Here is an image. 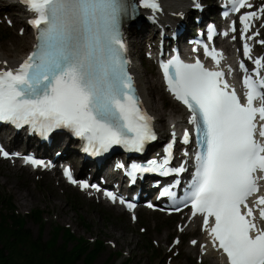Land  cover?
<instances>
[{"label": "snow or ice", "instance_id": "snow-or-ice-1", "mask_svg": "<svg viewBox=\"0 0 264 264\" xmlns=\"http://www.w3.org/2000/svg\"><path fill=\"white\" fill-rule=\"evenodd\" d=\"M24 2L34 13L30 23L38 31V44L18 68H8L5 61V68L0 69V121L18 127L29 125L41 136L68 129L84 140L85 150L94 155L115 145L139 153L145 142L155 140L151 118L141 109L126 70L120 19L121 13L130 14L137 3L158 11L159 0ZM231 3L237 12L251 7L249 0ZM259 13L264 14V8ZM257 17V12L242 16L245 34L251 27L249 21ZM206 55L219 66L222 53L212 49L206 50ZM244 55L252 59L247 42ZM254 64L258 79L247 75L248 69L240 64L246 73V103H241L234 89L229 90L222 70H209L199 59L185 63L175 58L162 64L168 88L190 111L189 123L202 147L183 203L191 204L194 216L204 217V229L229 264H264V228L256 222V212L264 220V195L257 196L254 206L248 204L260 191L259 181L264 180V175H257L264 173V142L256 138L257 134L264 138V124L257 123L258 119L264 121V77L260 76L264 58ZM183 142H189L187 131ZM170 163L169 147L161 160L149 161L148 166L132 163L130 174L185 171L183 165L169 168ZM65 174L76 183L70 170ZM166 194L172 195L170 190ZM210 218H214L211 226Z\"/></svg>", "mask_w": 264, "mask_h": 264}, {"label": "rangeland", "instance_id": "rangeland-1", "mask_svg": "<svg viewBox=\"0 0 264 264\" xmlns=\"http://www.w3.org/2000/svg\"><path fill=\"white\" fill-rule=\"evenodd\" d=\"M6 1L13 2V0ZM189 1L196 6L194 9L196 13L201 8L204 10L207 7H212L205 20L217 17L219 8L215 9L216 0ZM9 5H5L0 0V53L14 56L16 55L14 39L22 37L26 28L22 27L21 23H14L13 17L9 13L12 11L19 13V8L17 6L9 7ZM261 8H264V0L255 1L250 9L252 12H259ZM196 13L192 17L193 26L188 32L191 35H196L195 29L198 27L195 21L199 15ZM259 15L260 19L254 24L255 30L259 29L255 45L258 54L264 56V43H261L264 41V14ZM140 23L141 25L136 29L142 36L141 38L136 36L133 39L135 46V43L144 39L146 33H143L148 29L147 23L144 21ZM180 28L174 26L171 33L175 34ZM234 40H241L238 34L234 35ZM186 41L187 39H184L181 43L183 48L186 46ZM151 46V43L145 45L141 57H133V64L142 70L146 67L149 68L151 73L146 76L149 82L154 79L159 80L168 102L167 112L169 113L172 110L170 104L177 108L181 106L168 95L161 83L155 62L145 56V52ZM29 51L31 49L17 54H26ZM19 145L13 149L24 151V144L20 143ZM79 163L80 158L75 161V166L78 167ZM10 166L11 162L5 160L0 153V192H6L14 198L18 211L22 215L28 216L36 209L44 212V239L46 241L53 238L55 225L70 228L77 238H85L91 242L96 239L103 240L106 244L105 249L92 264H106L109 260H112L113 264H123L125 261H130V264H202L204 261L195 251L189 252L187 249L190 242L200 238L199 231L195 233L187 231L184 234L179 232V227L186 224L188 219L182 214L165 215L143 208L138 213V220L134 222L131 220V216L124 213L120 207L114 209L106 206L91 197L90 192H82L78 187L68 185L64 179L61 180L60 173L30 172L28 169L25 172H16ZM18 166H20V161ZM25 192L30 194L29 198L35 195L36 201H27L24 197ZM198 224L197 222V230ZM27 227L35 236H38L40 226L36 223L35 217L28 221ZM177 240L179 243H176ZM70 245L72 246L74 243ZM120 254L123 255L121 258ZM79 264L84 263L81 261Z\"/></svg>", "mask_w": 264, "mask_h": 264}, {"label": "bare ground", "instance_id": "bare-ground-1", "mask_svg": "<svg viewBox=\"0 0 264 264\" xmlns=\"http://www.w3.org/2000/svg\"><path fill=\"white\" fill-rule=\"evenodd\" d=\"M5 5L10 6H17L19 8V13L16 11H12L9 13V15H12L13 21L15 24L21 23L25 27V33L22 37L14 39L15 47L14 51L16 55L11 56L7 54L0 53V69L5 68L4 62L7 61V67H17L19 61L22 57H24L26 54H17V53H23L27 49H33L34 45V39H35V32L32 30V28L29 25V20L34 18V15L31 14L27 7L22 5L20 3L21 0H13V2H8L6 0H2ZM221 0H216V8H220L219 3ZM195 5L192 4L189 0H159V10H147L140 15L139 21H144L148 24V29L143 33L146 35L144 36V39L140 40L139 42L135 43L134 45L133 39L137 36V38H141L142 34L139 33L136 29V25L128 26L126 28V37H128V55L130 57H141L143 53V48L145 45H148V43H151L152 47L148 48V51H152V54H156L160 51V44L163 40V45L167 50H172L175 47H178L184 39L188 35H190L189 30L193 26L192 17L196 13ZM212 7L205 8L202 12H197L196 14L199 15V18L205 19L206 15L211 12ZM251 12L252 10H248ZM258 13V17L255 19L254 23L260 19V13ZM175 27H181L178 29L184 30V34L180 37L177 36V34H172L171 31H173V28ZM243 27H241L242 29ZM259 29H256L252 35L255 40L254 33H258ZM141 32V31H140ZM163 38H161L162 36ZM197 35V34H196ZM140 36V37H139ZM257 36V34H256ZM160 37V39H159ZM190 37V36H189ZM33 39V41H32ZM259 39V38H258ZM219 45L221 46L222 50L225 51L226 55V66L230 71V75L232 77V80L235 85L239 86L240 81L239 77L237 76V70H236V59L238 57H242V42L235 41L234 35H228L220 41ZM159 48V49H158ZM239 49L240 51H238ZM146 54V52H145ZM147 55V54H146ZM149 60H153L151 57H149ZM133 76L135 77L140 94L143 99V110L148 114V116L151 118V126L153 127V132L156 135V139L158 142H162L164 140H176V134L178 133L179 129L183 126H186L189 124L190 119V113L187 111V109L184 107V105L178 101L176 98L171 96L172 100L177 102L181 107L177 108L174 105L170 104V107H172V110L168 113V102L165 99L164 91L160 85V82L158 79H154L152 81H148L146 79V76L148 73H151L148 67H146L144 70L137 68L131 64L130 67ZM161 80V79H160ZM168 92V91H167ZM7 129H10V127H7ZM53 136H51V139ZM0 139L7 141L8 145L10 147L18 146L21 142L23 144H27L28 147L34 148L37 151H41L42 153H45L47 155H54V153H61V158L69 159L74 165L75 161L79 159L77 156L76 147L77 144L65 140L62 138L54 139L51 145L42 144L38 146L37 140L33 137H27L24 134H18L14 135L9 130H0ZM157 143V142H156ZM165 143L162 145L164 146ZM20 146V145H19ZM21 148V146H20ZM19 154L22 153V151L17 150ZM116 158V157H114ZM21 159H13L11 160V169L14 171H21L25 172L27 167L20 164L18 166V163ZM180 161L183 160V158L179 159ZM187 163H190V160H186ZM82 169L86 168L90 171V173H93V177L96 179L97 184H103L107 186H113L115 190L118 189L119 193H123L128 197L133 196L136 194L140 189V196L142 201H144L147 198L153 197L154 193L156 191V188L148 189L145 188V184L137 185L135 187L129 188L125 182L124 176L122 175L119 167L117 165L107 162L104 166L98 168L95 167V164L93 165H81ZM53 172V171H52ZM47 172V173H52ZM55 173V172H54ZM90 173L86 174L83 171H80L78 173L79 177L81 178V181L88 180L87 176L90 175ZM56 174V173H55ZM62 180V178H61ZM159 180L158 178L156 179ZM149 182H146V185ZM82 192L80 187H78ZM105 190V189H104ZM119 194V196L121 195ZM91 197H94L98 202L103 204V201L100 196L96 192L91 193ZM24 197L29 202H35V195L30 197V194L25 192ZM100 198V199H99ZM114 209H117L118 206H112ZM197 220L190 221L187 219V223L183 224L179 227V232L181 234L188 232L195 233L196 231H199L200 238L197 240H194L196 243L194 244L193 241L188 244V251L193 252L195 251L196 254L202 258L204 261L202 264H225L220 256V253L218 252L216 246H214L212 239L210 235L206 232V230L201 228L200 223L198 224V230L196 228ZM181 228L183 229L181 231ZM119 240V238H116V240Z\"/></svg>", "mask_w": 264, "mask_h": 264}, {"label": "trees", "instance_id": "trees-1", "mask_svg": "<svg viewBox=\"0 0 264 264\" xmlns=\"http://www.w3.org/2000/svg\"><path fill=\"white\" fill-rule=\"evenodd\" d=\"M0 213V264H92L105 249L103 240L77 238L70 228L60 225L53 227V238L46 241L44 212L36 209L28 216L22 215L6 192H0ZM32 217L40 226L38 236L27 227ZM106 264H113L112 260Z\"/></svg>", "mask_w": 264, "mask_h": 264}, {"label": "water", "instance_id": "water-1", "mask_svg": "<svg viewBox=\"0 0 264 264\" xmlns=\"http://www.w3.org/2000/svg\"><path fill=\"white\" fill-rule=\"evenodd\" d=\"M136 10H137V12H138V10H139L138 7L136 8ZM137 12L135 13V15H137ZM138 17H139V16H138ZM138 17L136 16V19H138Z\"/></svg>", "mask_w": 264, "mask_h": 264}]
</instances>
